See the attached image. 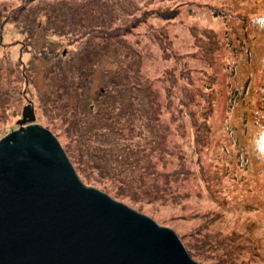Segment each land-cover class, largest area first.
<instances>
[{"label": "rangeland", "instance_id": "1", "mask_svg": "<svg viewBox=\"0 0 264 264\" xmlns=\"http://www.w3.org/2000/svg\"><path fill=\"white\" fill-rule=\"evenodd\" d=\"M117 3L123 11L117 10ZM25 4L45 11L56 8L41 25L58 26L59 33H50L46 40L69 64L81 61L82 54L102 41L95 29L99 22L112 17L107 19L112 28L105 30L128 27L123 34L105 37L110 52L91 65L99 69L86 90V107L70 97L68 113L90 110L82 123L88 132L96 128L90 116L104 108L105 99L111 107L119 106L114 105L113 90L104 87L111 83L110 75L125 73L117 69L130 63L127 48L131 57L134 51L139 55L145 85L160 106L156 114L162 119L155 123H162L159 134L168 152L152 155L144 149L152 135L134 134L131 142H141L144 151L133 186L127 179L113 183L98 171L89 176L93 184L86 183L71 161L81 180L173 228L201 264H207L202 258L214 264H264V148L257 143L264 133V17L257 19L264 16V0H0V140L19 128L24 107L32 103L33 123L51 131L64 150L70 145L78 160L75 139L80 129L61 123L64 108L44 106L57 80L46 73L50 63L43 60L42 34L36 33L33 46L18 35L14 14ZM88 31L91 36H85ZM109 114L108 108L103 120ZM231 123L240 134L249 127V134L242 138ZM202 125L204 141L198 128ZM239 145L245 147L241 152ZM112 192L119 193L118 198Z\"/></svg>", "mask_w": 264, "mask_h": 264}, {"label": "water", "instance_id": "2", "mask_svg": "<svg viewBox=\"0 0 264 264\" xmlns=\"http://www.w3.org/2000/svg\"><path fill=\"white\" fill-rule=\"evenodd\" d=\"M35 120L30 103L0 140V264H201L173 228L86 185Z\"/></svg>", "mask_w": 264, "mask_h": 264}, {"label": "trees", "instance_id": "3", "mask_svg": "<svg viewBox=\"0 0 264 264\" xmlns=\"http://www.w3.org/2000/svg\"><path fill=\"white\" fill-rule=\"evenodd\" d=\"M255 2L252 6H254ZM55 9V7H52L50 11L53 12ZM70 9L72 8L70 7ZM45 10L46 9H37L34 6H27L25 4L24 7L18 11V13L14 14V19L15 23H17L16 26L19 33L18 35L24 36L25 39H28L32 46V42L38 40L36 39L39 36V34H36L37 32L42 34L43 40L45 41V43H42L43 49L45 50L43 60L50 63V67L47 69L46 73L49 77L53 75L57 81L54 84L55 86L48 90L45 98L46 105L44 106L47 108L50 107V110H54L56 108L62 110L64 108L65 111L61 114V123L71 127L70 130L73 129L75 131L78 128L80 129L77 130L78 135L76 134L75 139V142H77L75 151L77 152V157L80 159L76 160L70 145H67L65 150L71 161L77 166L78 172L83 174L82 176L84 177L86 183L93 184V182H91L92 178L89 176L90 174L93 175L95 171H98L104 176L107 175L113 183H115L116 180L124 183L127 179L130 186H133V184L138 180L135 178L140 177V167L138 166L141 165V159L139 158H142V156H140L139 153L144 151L142 150L141 142H131V138L134 134L138 135V133H140L142 136L143 131H146V133L152 135L151 141H146V145L144 146V149L146 148V151L149 150L152 155L156 152L164 153L165 150L168 152V148L165 149L166 146L162 145L163 135L159 134V126L162 124L160 122L162 118L156 114V111L160 106L155 102V93L151 90L150 86L145 85L147 79L141 72L142 66L139 63V55L137 52L134 51V56L131 57V49L128 50L127 48L126 60H129L130 63L128 66L120 64L117 69L119 73L124 71L125 73H123V76L117 75L116 73L109 76L111 83L109 82V85L107 88L104 87V90H108V88L113 90L114 97H112L114 105L119 106L111 107L110 103L104 102L106 101L105 99L102 104L104 108L101 111H98L94 116H90L91 119L96 121L95 129L88 132L86 130V126H83L82 124L84 122L83 119L87 117L83 116V114L86 115L87 113L88 115L90 110L87 112L84 111L83 113L80 112L79 114L68 113L69 100L73 95L75 96L79 107L83 108L87 105L86 99H88V94H86V90L90 87L89 83L93 81V76L99 69L92 67L91 65L98 62L99 57H108L109 54L107 52H110L111 47L108 44L110 41L105 40V37H107V35L111 36L113 34H123L128 30V27L118 26L111 30H105L107 28H112L111 20H107L112 18L111 12L106 9L105 12H107V15L111 18H107L105 21L99 22L100 24L97 25V28H95L97 29L96 35L102 39V41L98 45H93L96 49L92 52L87 51L84 56L82 54L81 61H78L76 64H69V61L62 59V54L58 56L56 52L54 53L53 50H50L52 49V43H48L46 37L52 32H55V34L59 33L58 30L60 29H58L56 24H46L47 22L41 25L43 21L49 20V15H52L50 11ZM117 10L119 12L120 10L123 11L122 6L121 9L118 8V3ZM41 16H44L43 20ZM85 16L86 12L80 15L81 19L85 18ZM74 17H77V15L74 14ZM263 17L264 16L257 19H262ZM107 21H110V23ZM65 33H67V31L62 35H66ZM90 34L92 35V31H88L87 33L85 32V36ZM79 48L81 50V47ZM9 75L11 74L9 73ZM21 75L22 76L20 77L22 81L25 82V75H23V73ZM134 90L137 92L141 91L143 93V97L140 98ZM102 96H104V94ZM261 99L264 102V93H262ZM43 100L44 98L42 101ZM206 100L208 105L211 107V98L208 96V98L206 97ZM143 104H146L147 106H143ZM46 107L45 109L47 110ZM135 107L138 108L137 111L135 110ZM208 107L209 106L206 107V110ZM108 108L111 109V114H109L110 116L108 115L106 120H103ZM113 111H116V113H113ZM253 112L256 113L254 110ZM139 114L143 117L142 119L138 117ZM202 115L205 117V112H202ZM121 116L126 117L121 118ZM125 119H128L127 124L123 122ZM155 119H159L160 121L155 123ZM118 122L122 124L124 123L125 127L121 126ZM230 126H232L233 131H240L234 123H231ZM230 126H227V128L229 129ZM203 127L204 125L201 127L198 126V128L202 131L200 139L204 141L205 131L202 130ZM241 131L243 132L241 134L237 131L239 136L241 135V137H245V135L247 136L249 134V127H243ZM236 139L240 140L238 137ZM127 140H129L130 143H128ZM257 143L264 148V133L259 137ZM243 148L245 147L239 145V152H241L240 149ZM245 157L247 158V155H245ZM85 172L88 176H84ZM131 176H133V178H131ZM96 183L97 182H95V185ZM103 189L107 191L108 187L103 186ZM112 194L118 198L119 193L117 194L116 192H112ZM203 257L205 256L203 255ZM202 260L207 264H214V262H208V258H202Z\"/></svg>", "mask_w": 264, "mask_h": 264}]
</instances>
